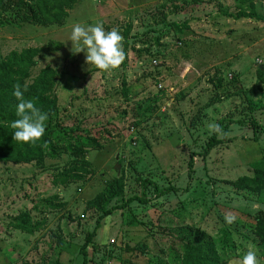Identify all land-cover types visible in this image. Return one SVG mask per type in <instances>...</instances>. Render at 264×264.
<instances>
[{
  "label": "rangeland",
  "instance_id": "374dc122",
  "mask_svg": "<svg viewBox=\"0 0 264 264\" xmlns=\"http://www.w3.org/2000/svg\"><path fill=\"white\" fill-rule=\"evenodd\" d=\"M25 9H0V63L34 51L25 86L55 71L48 95L59 127L42 162L0 161V264H82V248L87 264H180L194 241L212 242L219 264L252 245L264 264L252 232L264 187L235 184L264 163V131L247 125L264 127V22L249 17L264 16V0H78L61 25L48 26L17 19ZM96 22L124 38L126 58L114 70L72 52L73 25ZM228 121L226 134L209 128ZM78 134L99 146L85 147L87 174L55 185L81 160L66 150ZM213 135L225 140L197 156ZM138 178L176 191L159 197L148 186L144 203L119 208L141 195Z\"/></svg>",
  "mask_w": 264,
  "mask_h": 264
},
{
  "label": "trees",
  "instance_id": "16d2710c",
  "mask_svg": "<svg viewBox=\"0 0 264 264\" xmlns=\"http://www.w3.org/2000/svg\"><path fill=\"white\" fill-rule=\"evenodd\" d=\"M78 0H0V9L6 10L8 7L18 8L25 6V14H16L15 17L19 20L27 23L48 26V25H61L67 16V10L76 4ZM26 15V16H25ZM240 17H245L244 14H240ZM251 19H256L264 22V16L258 14H251ZM51 44H49V47ZM60 46V45H59ZM52 47V46H51ZM34 51L27 50L20 54L13 53L9 59V63H0V161H8L12 163H27L31 161L42 162L44 159V149L48 147V141L53 133V130L59 127V124L55 120L53 109L55 106V98L48 95L51 89V83L55 71L46 68L41 73L42 75L30 86H26L27 90L24 91L25 99L33 100L35 105L44 113L48 114V120L46 121V131L43 137L33 143H23L13 140L14 129L11 128V123L18 119L16 116V105L18 101L13 96V86L17 83L21 85L23 91L25 85H23L21 78L23 77V67H28L32 64L30 61ZM258 77H261L260 70L257 71ZM20 78V81L17 79ZM230 121L227 123L219 122V129L226 134ZM248 127L256 134H262L264 127L259 125L258 122L251 120ZM65 131V130H63ZM81 131V130H80ZM104 132H106L104 130ZM107 133V132H106ZM225 140L223 137L219 139L217 136H211L204 148L197 156L206 157L209 151L216 145H219ZM87 147L97 149L99 146L94 140H91L87 135H75L70 138V141L66 145V150H72L76 158H81L80 161H76L72 166V169L64 172L61 176L54 180L55 185H66L70 182L82 180L84 175L87 174L84 168L89 165V162L85 161V156L88 151ZM79 158V159H80ZM78 164V166H77ZM76 165V166H75ZM254 176L243 180H237L235 184L242 188V186H248L249 188L261 189L264 187V163L256 162L253 164ZM194 175V157L191 155L187 164V177L190 180ZM138 185L141 187L140 196H132L122 203L119 208H126L133 202L144 203L146 200V189L151 186L154 193L157 196H164L173 191H176L173 187L160 188L150 180L137 179ZM184 190H188L186 187ZM116 193L112 194L115 197ZM113 207L111 208V210ZM110 210V211H111ZM109 210H105L104 214H109ZM22 232L31 234L33 230L29 227L18 225L16 226ZM87 236V243H91V239L94 237L96 229ZM254 237L258 240V243L262 246L264 253V215H258L255 219V224L252 228ZM114 243V242H113ZM86 247V246H84ZM95 249V246H93ZM81 254L83 255L82 264H87L90 260L87 259V254L82 248ZM180 264H219L218 254L215 250L214 244L210 241H194L186 242L182 248V255L179 259Z\"/></svg>",
  "mask_w": 264,
  "mask_h": 264
},
{
  "label": "clouds",
  "instance_id": "9594fccd",
  "mask_svg": "<svg viewBox=\"0 0 264 264\" xmlns=\"http://www.w3.org/2000/svg\"><path fill=\"white\" fill-rule=\"evenodd\" d=\"M70 41L74 54L84 52L86 63L94 65L102 71H111L118 68L126 58L124 51V38L120 32L113 28L106 31L102 22L94 25H83L75 23L72 27ZM13 96L18 101L16 105V116L18 119L11 123L14 129L13 140L23 143H35L40 140L46 131V121L48 114L42 112L33 102L25 99L24 91L19 83L13 86ZM211 131H217L219 125H209ZM259 210L257 205H253V211ZM236 220L233 214L225 215V222L232 224ZM233 264H260L258 251L254 246L249 245L243 257Z\"/></svg>",
  "mask_w": 264,
  "mask_h": 264
},
{
  "label": "built area",
  "instance_id": "2783aa9c",
  "mask_svg": "<svg viewBox=\"0 0 264 264\" xmlns=\"http://www.w3.org/2000/svg\"><path fill=\"white\" fill-rule=\"evenodd\" d=\"M154 64L156 65V64H157V62H156V61H154Z\"/></svg>",
  "mask_w": 264,
  "mask_h": 264
}]
</instances>
